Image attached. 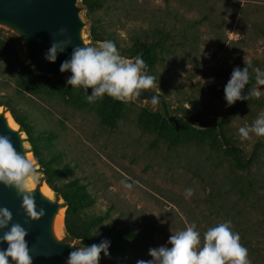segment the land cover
<instances>
[{"label":"rangeland","instance_id":"1","mask_svg":"<svg viewBox=\"0 0 264 264\" xmlns=\"http://www.w3.org/2000/svg\"><path fill=\"white\" fill-rule=\"evenodd\" d=\"M78 6L86 43H100L90 38L93 25L124 59V50L156 40L160 29L170 34L157 48L150 90L165 96L171 120L161 104L136 97L123 102L117 127L108 129L100 124L108 101L89 103L83 90L45 80L32 86L31 70L41 73L31 65L23 37L0 23V36L15 48L0 55V95L22 97L44 156L56 158L58 185L86 191L81 215L106 214L99 230L119 234L99 264L150 260L148 250L166 245L172 233L195 224L203 238L226 220L248 249L250 264H264V137L242 140L238 131L264 112V86L258 99L249 96L231 106L224 99L235 67L250 64L242 95L256 86L254 70H264V0H90L89 7L78 0ZM48 76L66 81L70 75ZM21 134L34 158L30 180L36 188L46 183L44 174L28 135ZM125 179L133 182L131 189L121 184ZM186 188L194 189L190 198ZM52 198L65 205L54 191ZM59 239L83 245L65 230Z\"/></svg>","mask_w":264,"mask_h":264},{"label":"clouds","instance_id":"2","mask_svg":"<svg viewBox=\"0 0 264 264\" xmlns=\"http://www.w3.org/2000/svg\"><path fill=\"white\" fill-rule=\"evenodd\" d=\"M67 29H58V35L64 36ZM71 45V39L53 40L44 55L48 62L54 63L59 53ZM246 67H235L224 86V99L228 106L238 100H248L249 96L260 98V86H264V70L256 68V86L250 93L242 95V90L249 82L250 64ZM61 73L70 72L66 78V86L81 89L86 94L89 103L108 96L117 101H131L140 97L142 90L154 87L155 77L148 74L147 65L142 58L124 59L116 44L105 40L94 46H75L70 58L64 60L59 68ZM91 89V94L88 90ZM160 101L153 95L150 102L153 106ZM240 138L246 140L250 135L264 137V112L252 122L251 126L239 128ZM36 171L35 162L28 156L19 153L13 146L11 138L0 135V184L14 187L21 197V207L31 220H39L45 215L43 209L37 210L30 178ZM121 184L127 189L133 187V182L127 179ZM194 189L186 188L185 197L190 198ZM13 217L8 208H0V264H33V257L26 236L28 231L20 223H11ZM27 223V220L25 221ZM110 240L102 239L83 248L70 251L65 264H99L101 253L108 256ZM167 245H171L168 247ZM150 260H137L136 264H250L248 249L240 243V235L234 231L230 220L209 227L201 238L196 225L187 226L184 230L172 233L167 244L148 250Z\"/></svg>","mask_w":264,"mask_h":264},{"label":"water","instance_id":"3","mask_svg":"<svg viewBox=\"0 0 264 264\" xmlns=\"http://www.w3.org/2000/svg\"><path fill=\"white\" fill-rule=\"evenodd\" d=\"M80 11L78 0H0V23L11 27L23 37L27 56L38 73L62 78L71 75L70 72L61 73L59 68L64 60L70 58L72 48L78 45L91 46L83 38L84 22ZM61 27L67 29L64 36L58 35V29ZM65 38L71 39V45L58 54L54 63L48 62L44 55L53 40ZM153 95L159 96V104L171 120L169 104L162 93L142 90L141 96L137 98L150 100ZM6 112L8 110L0 112V135L9 136L16 150L27 156L30 151L25 148L22 130L8 125ZM42 185L31 188L37 210L43 209L45 212L39 220H31L26 216L21 207V197L14 187L0 184V208H8L12 213L13 219L9 227L11 223H20L28 231L26 240L33 264H63L70 251L78 247L83 248V245L61 240L55 234V217L65 205L59 199L44 196L41 192ZM6 230H0V235ZM6 246L3 244L0 248Z\"/></svg>","mask_w":264,"mask_h":264},{"label":"trees","instance_id":"4","mask_svg":"<svg viewBox=\"0 0 264 264\" xmlns=\"http://www.w3.org/2000/svg\"><path fill=\"white\" fill-rule=\"evenodd\" d=\"M82 2L89 7L90 0H82ZM90 38L94 42H103L107 38L96 32V29L91 25L89 29ZM169 33L163 29L158 31V38L153 41H147L142 43H135L130 48L124 50L122 53L126 55L128 59H134L139 56L143 59L147 65L148 74L152 73L155 67V61L157 59V48L163 45V41L168 39ZM15 53L13 44L0 36V55H11ZM32 72V86L41 87L42 81L45 80L51 86L65 84L64 80H54L45 74H37L34 70ZM66 85V84H65ZM70 87V85H69ZM18 94H22L18 92ZM22 97L14 93H6L0 95V106L5 107L8 110L15 121L20 125L22 131L28 135V141L31 143V151L40 166V171L44 174L43 181H45L58 197H62L65 200L66 217H65V231L68 236L73 239L80 240L84 246H90L93 243H99L102 239L107 238L110 240V248L117 243L119 237L118 232L111 230L110 232H102L99 230L100 225L106 220L107 215H97L91 218L81 215V210L86 206V197L88 194L86 191L79 192L76 188H70L67 184L58 185L57 175L60 170H57L54 166L56 158L46 159L43 154L41 145L37 142L38 135L35 134V129L28 119V115L20 105L19 101ZM104 101H108L105 110L100 114V124L104 128L115 129L117 127L119 119V109L123 102L114 100L108 96H104ZM217 131L220 135H223L222 123L217 124ZM47 134H40V138H45ZM230 145V144H228ZM229 147L236 150L239 154L243 155V151L232 145Z\"/></svg>","mask_w":264,"mask_h":264},{"label":"bare ground","instance_id":"5","mask_svg":"<svg viewBox=\"0 0 264 264\" xmlns=\"http://www.w3.org/2000/svg\"><path fill=\"white\" fill-rule=\"evenodd\" d=\"M3 111V108L0 106V112ZM6 118H7V123L10 127L12 128H17L18 127V123L15 121V119L13 118L12 114L10 112H6ZM29 158H31L34 161L33 155L31 153H29L27 155ZM30 187H33V182L30 180ZM41 192L44 196L46 197H53V190L52 188L47 184L44 183L41 187ZM64 208L61 209L59 211V213L56 215L55 220H54V232L57 236H60L62 234H64Z\"/></svg>","mask_w":264,"mask_h":264}]
</instances>
